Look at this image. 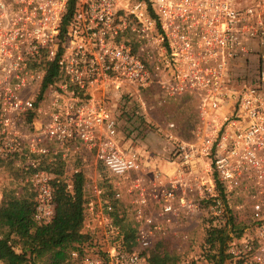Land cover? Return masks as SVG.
Segmentation results:
<instances>
[{"label": "built area", "instance_id": "1", "mask_svg": "<svg viewBox=\"0 0 264 264\" xmlns=\"http://www.w3.org/2000/svg\"><path fill=\"white\" fill-rule=\"evenodd\" d=\"M68 5L69 0H0V157L35 168V219L49 223L55 212L53 181L59 180L30 159L48 156V143L96 148V158L119 176L144 172L140 154L118 144L119 117L87 95L101 94L98 89L110 82L151 85L159 69L154 64L165 62L172 71L168 93L199 99V139L179 144L175 176L162 184L157 171L149 178L150 192L141 190L131 250L113 224V204L93 182L86 218L110 227L116 239L108 240L106 231L103 242L73 250L71 260L149 264L161 231V219L147 213L151 200L162 205L161 217L203 204L218 213L226 200L217 192L215 173L226 193L243 197L237 206L250 204L253 212L249 230L233 236L228 253L239 264H264V0H77L64 24ZM52 63L63 82L58 88L51 83L41 95ZM38 84L36 96L32 89ZM197 164L201 170L193 174ZM141 178L134 180L136 187Z\"/></svg>", "mask_w": 264, "mask_h": 264}, {"label": "rangeland", "instance_id": "2", "mask_svg": "<svg viewBox=\"0 0 264 264\" xmlns=\"http://www.w3.org/2000/svg\"><path fill=\"white\" fill-rule=\"evenodd\" d=\"M154 66H159V69H156V76L151 85L130 86L124 83L119 85L110 82L98 89L101 94L91 95L88 93L87 95L96 101L102 100L111 109L112 114L119 117L121 124L119 126L118 144L126 151H136L140 154L144 172L141 174L131 172L119 176L96 158V148H88L81 142L75 144H73L74 142L48 143L47 145L52 150L48 156L41 157L40 161L30 156V159L37 160L38 169L47 172L49 176L54 177V180L65 183H70L71 177L77 170H83L87 176V199L91 196L90 186L95 181L114 186L117 192L121 194L124 223L131 225L134 224L133 220L136 222L135 209L137 203L135 201L138 199L141 190L145 189L150 192L149 178H153L154 173L160 171L163 175L161 182L165 184L167 178L177 174L180 164L178 162L179 144L197 141L199 139L198 129L202 124L198 107L199 99L189 93L182 95L168 93L165 87L172 81L171 66H167L165 62H157ZM62 82L63 80L58 77L52 87L58 88ZM49 90L47 89L44 93L46 94ZM32 91L38 96L40 84L34 86ZM103 91L104 93H102ZM29 133L27 131L25 134L28 135ZM55 153H62L67 162L65 172L61 176L49 172L41 164L47 157L52 160L51 157L56 155ZM34 169L33 166L26 164V160L23 162L15 160L13 165L0 161V202L5 192L12 191L17 196L29 195L33 191L37 194L33 184ZM200 170V164L195 165L193 174H198ZM141 175L140 183L138 182L139 186L136 187L137 184L134 180ZM213 176L216 179L218 194L226 200L225 205L218 208V213H215L210 205L203 204L188 213L180 211L178 214L168 213L161 217L162 205L155 198L151 200L147 213L156 219H161V231L157 234L151 252L157 250L173 255L176 264H192L193 262L195 264H213L208 256V253L213 252V250L206 241L209 228L224 225L232 215L235 217V233L242 231L241 234H244L249 230L253 222L252 206L247 204L242 208L238 207L237 204L243 201V197L226 193L217 174L213 173ZM176 207L178 208V204ZM112 218L115 225L113 212ZM100 225L99 221L91 217L86 218L84 230L95 234L92 242L96 240L103 242L106 231L110 234L108 240L116 239L115 234L108 230L111 229L110 227L104 228V224ZM235 233L231 234L238 236ZM124 247L129 248L127 245ZM46 263L45 258L37 260V264ZM0 264L2 263L0 262ZM66 264H74V262L69 260ZM227 264L239 263L229 259Z\"/></svg>", "mask_w": 264, "mask_h": 264}, {"label": "trees", "instance_id": "3", "mask_svg": "<svg viewBox=\"0 0 264 264\" xmlns=\"http://www.w3.org/2000/svg\"><path fill=\"white\" fill-rule=\"evenodd\" d=\"M77 0H69L64 24L73 17ZM59 75V67L52 63L43 78L41 95ZM143 121V120H142ZM39 159L43 155H34ZM46 157V156H45ZM42 161V167L57 176L65 172L66 160L58 153ZM49 160V161H48ZM0 161L13 165L14 159L2 158ZM45 166H44V165ZM55 186V212L52 221L39 223L35 219L36 193L17 196L14 192H5L0 202V262L2 264H37V260L45 258L46 264H66L71 260L73 250H83L84 245L92 244L94 233L84 230L86 221V186L87 176L78 170L71 177L70 183L53 181ZM103 190V199L114 206L115 225L123 236V246L131 250L136 244L137 224L124 223L123 202L115 198L117 190L110 184L98 183ZM219 184V183H218ZM223 194V190H222ZM235 217L230 216L224 225L212 226L207 232V243L213 252L208 253L213 264H227L232 260L228 253V245L235 233ZM242 231L235 235H242ZM133 246V247H132ZM127 248V247H126ZM148 253L149 264H176L175 257L157 250ZM192 264H195L193 262Z\"/></svg>", "mask_w": 264, "mask_h": 264}, {"label": "crops", "instance_id": "4", "mask_svg": "<svg viewBox=\"0 0 264 264\" xmlns=\"http://www.w3.org/2000/svg\"><path fill=\"white\" fill-rule=\"evenodd\" d=\"M158 161V160H157ZM159 162V161H158Z\"/></svg>", "mask_w": 264, "mask_h": 264}]
</instances>
